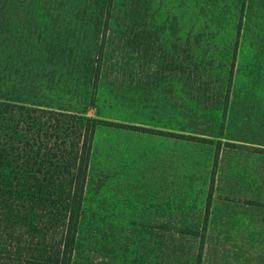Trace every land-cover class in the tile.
<instances>
[{
	"label": "rangeland",
	"instance_id": "374dc122",
	"mask_svg": "<svg viewBox=\"0 0 264 264\" xmlns=\"http://www.w3.org/2000/svg\"><path fill=\"white\" fill-rule=\"evenodd\" d=\"M97 1L107 23L33 20L41 61L0 59V96L119 126L94 137L76 264H264V147L231 141L262 137L214 96L264 118V0H139L138 21L129 0Z\"/></svg>",
	"mask_w": 264,
	"mask_h": 264
},
{
	"label": "trees",
	"instance_id": "16d2710c",
	"mask_svg": "<svg viewBox=\"0 0 264 264\" xmlns=\"http://www.w3.org/2000/svg\"><path fill=\"white\" fill-rule=\"evenodd\" d=\"M129 2L131 7L124 17L138 21L141 16L133 9L139 0ZM97 4V0H0V38L3 39L0 59L5 61L4 68L12 58V51L41 61V45L35 43L41 39L40 35L31 41L33 20L48 22L55 16L70 20L76 16L97 22L104 19L107 23L111 18L110 6L103 12V8L96 9ZM14 27H17L14 40L17 44L9 46L10 29ZM194 78L193 85L202 79L200 75ZM4 85L2 93L7 94L0 96V264H76L84 239V201L94 137L101 128L119 126L66 107L11 96ZM215 92V97L224 100V112L230 111V122L262 137L230 140L264 147V118L240 117L236 102L230 100L229 90L224 92L219 88ZM203 94L211 101L212 91L206 89ZM212 130L206 125L201 131L210 136ZM233 145L224 144L225 147ZM220 147L221 143L216 142L217 152ZM207 236L205 229L200 236L202 244Z\"/></svg>",
	"mask_w": 264,
	"mask_h": 264
}]
</instances>
